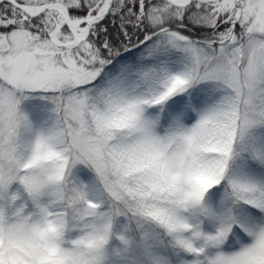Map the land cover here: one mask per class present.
Listing matches in <instances>:
<instances>
[{"label": "snow or ice", "instance_id": "obj_1", "mask_svg": "<svg viewBox=\"0 0 264 264\" xmlns=\"http://www.w3.org/2000/svg\"><path fill=\"white\" fill-rule=\"evenodd\" d=\"M0 264H264V0H0Z\"/></svg>", "mask_w": 264, "mask_h": 264}]
</instances>
